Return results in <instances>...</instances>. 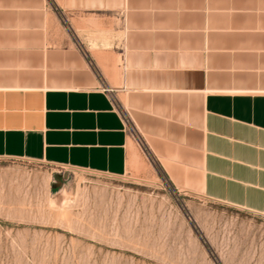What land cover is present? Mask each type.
Segmentation results:
<instances>
[{
    "label": "crops",
    "instance_id": "1",
    "mask_svg": "<svg viewBox=\"0 0 264 264\" xmlns=\"http://www.w3.org/2000/svg\"><path fill=\"white\" fill-rule=\"evenodd\" d=\"M145 150L264 216V0H0V158L122 177Z\"/></svg>",
    "mask_w": 264,
    "mask_h": 264
},
{
    "label": "rangeland",
    "instance_id": "2",
    "mask_svg": "<svg viewBox=\"0 0 264 264\" xmlns=\"http://www.w3.org/2000/svg\"><path fill=\"white\" fill-rule=\"evenodd\" d=\"M0 264H264V216L176 188L146 150L122 177L0 158Z\"/></svg>",
    "mask_w": 264,
    "mask_h": 264
},
{
    "label": "bare ground",
    "instance_id": "3",
    "mask_svg": "<svg viewBox=\"0 0 264 264\" xmlns=\"http://www.w3.org/2000/svg\"><path fill=\"white\" fill-rule=\"evenodd\" d=\"M143 166H144V164H143ZM144 168V167H143Z\"/></svg>",
    "mask_w": 264,
    "mask_h": 264
}]
</instances>
